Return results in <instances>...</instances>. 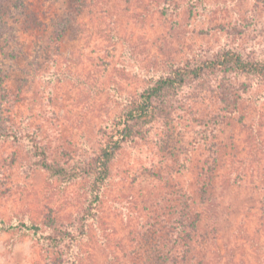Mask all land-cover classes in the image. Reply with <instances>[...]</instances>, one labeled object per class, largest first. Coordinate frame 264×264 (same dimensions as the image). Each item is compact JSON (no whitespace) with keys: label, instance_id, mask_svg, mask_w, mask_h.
Instances as JSON below:
<instances>
[{"label":"rangeland","instance_id":"374dc122","mask_svg":"<svg viewBox=\"0 0 264 264\" xmlns=\"http://www.w3.org/2000/svg\"><path fill=\"white\" fill-rule=\"evenodd\" d=\"M226 48L264 60V0H0V264H264V76L210 71L157 98L94 215L93 177L51 175L31 139L86 165L159 76ZM2 220L85 234L14 241Z\"/></svg>","mask_w":264,"mask_h":264},{"label":"trees","instance_id":"16d2710c","mask_svg":"<svg viewBox=\"0 0 264 264\" xmlns=\"http://www.w3.org/2000/svg\"><path fill=\"white\" fill-rule=\"evenodd\" d=\"M241 72L255 73L264 76V60H246L239 52L231 49L219 51L218 55L213 59L202 60L198 64L179 65L172 69L169 73L159 76L155 82L141 92L138 98L128 103L127 111L124 118L121 117L115 123L114 128L110 131L109 137L96 153V157L92 162L82 165L77 169L66 168L62 165H55L48 161L46 151L40 149L37 140L32 137L33 148L41 166L48 170L53 176H60L64 179L74 180L92 176L91 192L93 198L86 209L88 215H94L95 204L100 200L102 185L110 176V167L112 162L117 158L123 145L132 141L135 137L134 122L136 124H149L154 122L158 116V110L155 104L157 98L166 101L167 94L175 91L177 87H183L187 81H197L203 78L208 72ZM11 135V134H10ZM83 218H86L84 216ZM84 221V220H83ZM84 222L82 223V226ZM1 229L13 233V240L19 238L23 233H32L34 236L44 238L52 243L59 244L61 241L69 237L76 241L85 231L79 235L69 234L68 232L56 234H42L41 226L37 222L27 223L25 221L15 224H6L2 220Z\"/></svg>","mask_w":264,"mask_h":264}]
</instances>
